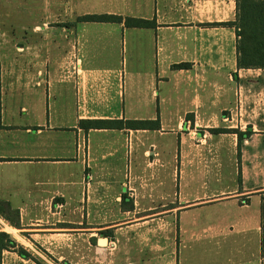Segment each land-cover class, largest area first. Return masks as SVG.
Returning <instances> with one entry per match:
<instances>
[{"label": "crops", "instance_id": "crops-1", "mask_svg": "<svg viewBox=\"0 0 264 264\" xmlns=\"http://www.w3.org/2000/svg\"><path fill=\"white\" fill-rule=\"evenodd\" d=\"M13 1L18 25L0 11V203L19 211L20 227L0 217V233L44 264L36 246L54 257L77 253L81 241L78 253L89 258L120 220L133 224L115 228L116 242L161 219L170 227L164 239L178 241V264L180 249L200 237L226 264H264V100L245 88L264 70L238 69L230 25L238 0L0 7ZM87 15L155 27L77 22ZM182 64L190 67L174 69ZM86 120L159 125L87 131ZM224 125L251 135L240 146L236 134L212 133ZM34 260L0 252V264Z\"/></svg>", "mask_w": 264, "mask_h": 264}, {"label": "rangeland", "instance_id": "rangeland-1", "mask_svg": "<svg viewBox=\"0 0 264 264\" xmlns=\"http://www.w3.org/2000/svg\"><path fill=\"white\" fill-rule=\"evenodd\" d=\"M9 10L11 12L8 14L7 11L9 12ZM0 11L2 22L11 25H18L20 23V19L18 18L17 1L11 2L10 6L4 4L3 6L1 5ZM7 14L9 16H7ZM245 84V88L251 89L252 94H255L258 97V100L260 98L262 99L261 102L264 100V90H262L264 89V76L258 77L256 73H251V75L248 76V79H246ZM260 94L261 97L259 96ZM253 106L255 107L258 105L253 104ZM227 126L228 125H224L223 128L219 129L231 130ZM159 211H162V209L154 210V213ZM152 218L156 219L158 217L154 216ZM130 222L131 217L128 220H120L118 224L121 225H118L115 228H125L126 226L133 224ZM206 222L209 224L210 219H206L205 223ZM138 226V229H133V231H130L129 228L123 230L122 235L118 234V242H116V238L118 237L114 233L115 228L112 231L102 232L101 235H98L97 237L98 242L96 240L94 241V245L97 246L96 248L98 250H95V253L90 254L89 258L86 256L84 258L79 255V253L82 252L81 241H78L75 245V252L77 253L74 254H67L66 251H59V255L54 254V257H52L47 255L40 246H36L35 249L41 255L38 258L44 264H48L47 261L51 264H178L176 258L178 241L164 239L162 234V232L170 228L168 224L163 223L161 219H156L154 223L149 224L148 227H144L143 225ZM148 232L150 233L148 234ZM15 235L16 233L13 234V236ZM121 237H123V240L120 242ZM105 239L107 243L102 245L105 241L103 242L101 240ZM100 241L102 244L99 243ZM205 243L207 244L209 242H207L205 238L200 237L188 242L185 247H182L179 255L180 264H226L224 260H218L213 256L209 249L210 246L203 249L201 245H204ZM35 263L39 264L37 261H35Z\"/></svg>", "mask_w": 264, "mask_h": 264}, {"label": "trees", "instance_id": "trees-1", "mask_svg": "<svg viewBox=\"0 0 264 264\" xmlns=\"http://www.w3.org/2000/svg\"><path fill=\"white\" fill-rule=\"evenodd\" d=\"M237 20L233 25L237 29L238 36V60L239 70L262 69L264 70V0H238ZM77 22L87 23H124L126 27L154 28L155 23L146 20L124 18L116 15H87L79 17ZM190 66L182 64L174 66V69H186ZM156 128H148L151 125ZM85 130L91 129H157L158 123L124 121V120H86L80 123ZM213 134H236L239 138V145L244 137L251 135V129L246 133L239 130H212ZM132 208V207H131ZM0 216L9 222L13 227H20V214L14 210L11 204L0 203ZM14 249L26 259H34L22 247H19L6 233H0V252L2 250Z\"/></svg>", "mask_w": 264, "mask_h": 264}, {"label": "water", "instance_id": "water-1", "mask_svg": "<svg viewBox=\"0 0 264 264\" xmlns=\"http://www.w3.org/2000/svg\"><path fill=\"white\" fill-rule=\"evenodd\" d=\"M101 241H103V242L105 241V243L102 244ZM101 241L99 243L102 244V245H105L107 243L106 239L105 240H101Z\"/></svg>", "mask_w": 264, "mask_h": 264}, {"label": "built area", "instance_id": "built-area-1", "mask_svg": "<svg viewBox=\"0 0 264 264\" xmlns=\"http://www.w3.org/2000/svg\"><path fill=\"white\" fill-rule=\"evenodd\" d=\"M87 179H90V177H89V176H87ZM87 183H88V181H87Z\"/></svg>", "mask_w": 264, "mask_h": 264}]
</instances>
